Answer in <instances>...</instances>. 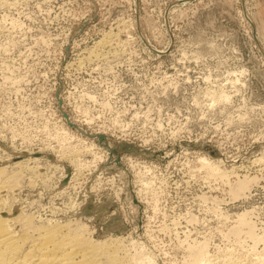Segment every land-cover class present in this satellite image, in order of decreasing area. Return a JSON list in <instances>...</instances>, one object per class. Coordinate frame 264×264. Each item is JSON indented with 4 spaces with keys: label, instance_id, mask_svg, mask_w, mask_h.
I'll return each instance as SVG.
<instances>
[{
    "label": "rangeland",
    "instance_id": "obj_1",
    "mask_svg": "<svg viewBox=\"0 0 264 264\" xmlns=\"http://www.w3.org/2000/svg\"><path fill=\"white\" fill-rule=\"evenodd\" d=\"M5 170L124 264H264V0H0Z\"/></svg>",
    "mask_w": 264,
    "mask_h": 264
},
{
    "label": "bare ground",
    "instance_id": "obj_2",
    "mask_svg": "<svg viewBox=\"0 0 264 264\" xmlns=\"http://www.w3.org/2000/svg\"><path fill=\"white\" fill-rule=\"evenodd\" d=\"M3 176L0 171V264H124L125 257L118 252L121 250L118 243L93 239L83 224L72 227L66 221L38 223L32 213L13 210L12 204L7 203L8 195L4 194L12 177ZM240 219L243 224L248 223L245 216ZM194 256L196 264H206L210 260L204 245L195 248Z\"/></svg>",
    "mask_w": 264,
    "mask_h": 264
}]
</instances>
